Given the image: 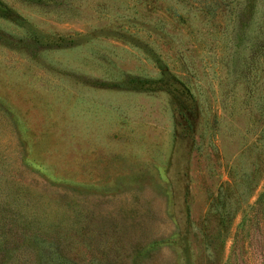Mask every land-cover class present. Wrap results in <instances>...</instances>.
<instances>
[{
    "label": "rangeland",
    "instance_id": "rangeland-1",
    "mask_svg": "<svg viewBox=\"0 0 264 264\" xmlns=\"http://www.w3.org/2000/svg\"><path fill=\"white\" fill-rule=\"evenodd\" d=\"M264 0H0V264H264Z\"/></svg>",
    "mask_w": 264,
    "mask_h": 264
},
{
    "label": "trees",
    "instance_id": "trees-1",
    "mask_svg": "<svg viewBox=\"0 0 264 264\" xmlns=\"http://www.w3.org/2000/svg\"><path fill=\"white\" fill-rule=\"evenodd\" d=\"M264 198V192L261 194V195H259V197H258V202L260 201V200H262Z\"/></svg>",
    "mask_w": 264,
    "mask_h": 264
}]
</instances>
